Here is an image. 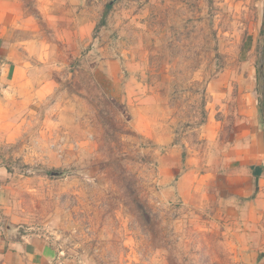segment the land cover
Instances as JSON below:
<instances>
[{
  "label": "rangeland",
  "instance_id": "374dc122",
  "mask_svg": "<svg viewBox=\"0 0 264 264\" xmlns=\"http://www.w3.org/2000/svg\"><path fill=\"white\" fill-rule=\"evenodd\" d=\"M13 1L39 17L43 4L73 11L70 0ZM90 1L93 36L80 48L68 37L52 104L0 146L9 173L0 222L43 237L61 264H244L220 208L167 192L177 179L170 170L187 163L171 136L183 148L198 140L208 85L244 64L258 0ZM260 35L253 56L264 78V21ZM147 95L162 110L147 108ZM146 108L153 138L143 135Z\"/></svg>",
  "mask_w": 264,
  "mask_h": 264
},
{
  "label": "crops",
  "instance_id": "0c3cea01",
  "mask_svg": "<svg viewBox=\"0 0 264 264\" xmlns=\"http://www.w3.org/2000/svg\"><path fill=\"white\" fill-rule=\"evenodd\" d=\"M61 3L54 5L59 10L54 13L43 4L42 17H37L13 0H0V146L22 135L25 125L29 127L52 104L67 68L68 37L76 36L80 48L93 36L98 3L70 0L72 13ZM257 5V21L243 42L244 64L221 70L208 85L211 97L198 140L183 148L171 136L173 148L186 150L187 163L170 170L177 179L167 192L171 199L196 208H220L235 223V242L244 264H264V78L253 56L264 21V0ZM143 103L162 110L151 95ZM147 108L143 135L153 138ZM157 138L164 141L163 135ZM8 176L0 163V189L6 187ZM0 264L61 263L43 237L0 222Z\"/></svg>",
  "mask_w": 264,
  "mask_h": 264
}]
</instances>
